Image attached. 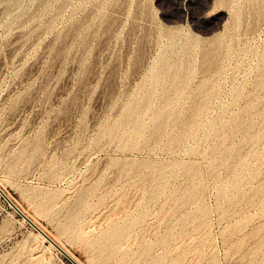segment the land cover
I'll list each match as a JSON object with an SVG mask.
<instances>
[{"label": "rangeland", "instance_id": "rangeland-1", "mask_svg": "<svg viewBox=\"0 0 264 264\" xmlns=\"http://www.w3.org/2000/svg\"><path fill=\"white\" fill-rule=\"evenodd\" d=\"M259 5L0 0V185L85 264H264ZM217 37L219 62L205 69L203 48ZM181 61L182 77L145 101L155 71ZM7 198L0 192V264L38 232ZM107 229L119 232L118 251L98 242ZM49 247L45 264H76Z\"/></svg>", "mask_w": 264, "mask_h": 264}, {"label": "bare ground", "instance_id": "bare-ground-1", "mask_svg": "<svg viewBox=\"0 0 264 264\" xmlns=\"http://www.w3.org/2000/svg\"><path fill=\"white\" fill-rule=\"evenodd\" d=\"M225 1H230V0H225ZM259 3H260V5L258 6V12L259 13H264V0H259ZM54 5V4H53ZM74 5V4H73ZM232 5V4H231ZM236 5V4H235ZM238 7V6H237ZM113 14V13H112ZM240 14H238V16H239ZM109 18V17H108ZM159 23V22H158ZM134 24V23H133ZM179 25V24H178ZM133 27V26H132ZM135 27V26H134ZM180 27V26H179ZM181 27H183V26H181ZM56 29H57V27H56ZM184 29V28H183ZM179 33H182V31L180 32L179 31ZM178 33V34H179ZM183 35V34H182ZM170 36V35H169ZM173 36V35H172ZM182 37H184V35L182 36ZM168 38V37H167ZM178 38V37H177ZM9 40V39H8ZM193 40V39H192ZM227 40V39H226ZM178 41V40H177ZM200 41V40H199ZM175 43V42H174ZM177 43V42H176ZM171 44V43H170ZM189 44V43H188ZM196 44V43H195ZM177 45V44H176ZM184 45H187V44H184ZM197 45V44H196ZM221 45H222V38L221 37H217V38H215L214 39V41L212 42V44H210V45H207V46H204V48H203V65H204V67H205V69L206 68H209L210 69V67L211 66H213V65H215V64H217V62H219L218 61V57H219V53H220V48H221ZM188 46V45H187ZM186 46V47H187ZM193 46H194V44H193ZM225 46V45H224ZM227 46V45H226ZM189 47H191V46H189ZM195 47V46H194ZM166 48V47H165ZM164 48V51L166 50V49H168V48H166L165 49ZM171 48V47H170ZM175 48V47H174ZM196 48V47H195ZM13 49V48H12ZM177 49H178V47H177ZM185 49V48H184ZM191 49V48H190ZM194 49V48H193ZM198 49V48H197ZM182 50V49H181ZM12 51V50H11ZM168 51H171V50H168ZM167 51V52H168ZM175 51H176V49H175ZM174 52V51H173ZM182 53H183V51H181ZM190 52V51H189ZM45 54V53H44ZM168 55H169V53H168ZM167 55V56H168ZM161 56H163L162 54H161ZM164 57V56H163ZM182 57H183V54H182ZM181 57V58H182ZM223 57V56H222ZM3 59V58H2ZM62 59V58H61ZM164 59V58H163ZM168 59V58H167ZM170 59V58H169ZM183 59V58H182ZM40 60V59H39ZM171 60V59H170ZM169 60V61H170ZM2 61V60H1ZM173 61V60H172ZM176 61V60H175ZM9 62V61H8ZM40 62V61H39ZM3 63V62H2ZM155 63V62H154ZM164 63V62H163ZM172 64H173V62H171ZM177 63H178V61H177ZM1 64V63H0ZM37 64V63H36ZM57 64V63H56ZM59 64V63H58ZM161 64H162V62H161ZM1 66H2V64H1ZM177 66H181V69L182 70H177ZM215 67V66H214ZM217 68V67H216ZM6 69V68H5ZM5 69H4V71H5ZM34 69V68H33ZM187 69H188V67L185 65V63L183 62V61H181V62H179V65L178 64H175V65H173L172 67L171 66H167V65H165V64H163V65H161L156 71H155V73H154V75L152 76V86H151V88L143 95V98H144V100L145 101H149L150 100V98H151V96H152V94H153V92H154V90H155V87L157 86V85H160L161 83L163 84L164 82H165V80L166 79H171V80H179V78H181L182 76V74L185 72V71H187ZM89 71V70H88ZM205 72V71H204ZM28 73V72H27ZM81 75V74H80ZM151 75V74H150ZM188 75V74H187ZM206 75H207V73H206ZM205 75V76H206ZM20 77V76H19ZM144 79H146V78H144ZM70 81H71V79H69ZM181 80V79H180ZM183 80H184V78H183ZM18 81V80H17ZM146 81V80H145ZM186 81V80H185ZM144 82V81H143ZM173 82V81H172ZM184 82V81H183ZM19 83V82H18ZM214 83V82H213ZM213 83L212 82H210V81H206V83H205V85H204V95H205V97L207 98L208 96H210V92L211 91H213L212 89V87H213ZM146 84H147V82H146ZM257 84L259 85V86H264V78H262V79H260L259 80V82H257ZM171 85H172V83H171ZM214 85H216V83L214 84ZM15 86H16V83H15ZM167 86H168V84H167ZM158 87H160V86H158ZM157 87V88H158ZM169 87H170V85H169ZM172 87V86H171ZM12 88V87H11ZM144 88H146V86L144 87ZM161 89V88H160ZM14 90V89H13ZM144 90V89H143ZM139 91H141L140 89H139ZM158 92H159V90H158ZM171 92V91H170ZM169 92V93H170ZM174 92V91H173ZM173 92H172V95H173ZM161 93V92H160ZM159 93V94H160ZM29 95V94H28ZM169 95V94H168ZM171 95V94H170ZM139 96V95H138ZM157 96V95H156ZM212 96V95H211ZM140 97V96H139ZM141 98V97H140ZM164 99V98H163ZM137 100V99H136ZM205 100V99H204ZM153 101V100H152ZM132 102H133V100H132ZM137 102H138V100H137ZM207 104V103H206ZM135 106V105H134ZM171 107V106H170ZM204 108H205V106H204ZM133 105H131V106H129L128 108H127V110H126V112H125V114H124V116L122 117V119H121V121H124V122H126L127 120H129L130 118H131V116L133 115V113H134V111H133ZM201 111V110H200ZM199 111V112H200ZM15 112V111H14ZM18 112V111H17ZM138 112V111H137ZM173 112V111H172ZM191 114V113H190ZM197 114V113H196ZM136 115H137V113H136ZM17 116V115H16ZM168 116H170V114H169V111L167 110V109H163L162 111H160V116H159V124L160 125H162L166 120H167V118H168ZM172 116V115H171ZM138 117H139V115H138ZM239 118V117H238ZM135 120V119H134ZM134 120L132 121L133 123H134ZM217 120V119H216ZM168 121V120H167ZM111 122V121H110ZM204 123V122H203ZM206 123V122H205ZM57 124V123H56ZM140 124H143V122H141ZM145 124V123H144ZM247 124H248V122H247ZM139 125V124H138ZM164 125V124H163ZM117 126H118V124L117 123H114V124H112L111 123V125H108L106 128H105V130H106V132H109V133H114L115 132V130L117 129ZM132 126H133V124H132ZM244 127V126H243ZM242 127V128H243ZM104 128V127H103ZM123 128H125V127H123ZM132 129V128H131ZM136 129V128H135ZM143 129V128H142ZM142 129H141V131H142ZM118 131H120V130H118ZM165 132V131H164ZM185 132V131H184ZM120 133H121V131H120ZM258 136V135H257ZM129 137H130V134H129ZM106 140V139H105ZM133 140V139H132ZM134 141V140H133ZM106 142V141H105ZM12 144V143H11ZM232 144V143H231ZM9 145V144H8ZM101 146V145H100ZM98 147L96 146V149H97ZM3 153V152H2ZM126 158V157H125ZM134 158V157H133ZM132 158V159H133ZM33 159V158H32ZM39 159V158H38ZM100 160V159H99ZM107 161V160H106ZM6 165V164H5ZM9 166V165H8ZM36 166V165H35ZM11 167V166H10ZM95 167V166H94ZM9 168V167H8ZM192 168H194V171L195 170H197L198 171V169H197V167L196 166H193ZM154 171V170H153ZM164 171H166V170H164ZM197 171H195V172H197ZM234 172V171H233ZM91 173V172H90ZM5 175V177H6V174H4ZM178 175V174H177ZM8 176V175H7ZM151 176V175H150ZM5 177H0V183H2V181L4 182V178ZM84 178V177H83ZM149 178V177H148ZM131 179V178H130ZM147 179V178H146ZM145 179V180H146ZM151 179V178H150ZM146 183V182H145ZM4 185V184H3ZM130 186V185H129ZM139 186V185H138ZM145 186V185H144ZM0 187H1V189H2V191H0L2 194H5L8 198L7 199H9L10 200V202H11V204L14 206V207H16L17 208V210H19L22 214H23V216H24V220L26 219V221L28 220L30 223H32L35 227H36V229L38 230V232H36V233H34L33 234V239L35 240V241H33V243H32V241H31V244L30 245H28V246H25V244H27L26 242H24L23 244H24V246L25 247H27V248H25L24 247V251L21 253L20 252V255H19V257H18V259H12L11 260V264H45L46 262L47 263H49V254L47 253V249L48 248H50L49 246H54L55 248H57L58 250H60V251H62V252H64V253H66L76 264H85L83 261H81V260H79V258H77V256H75L68 248H67V246H65L63 243H61L58 239H59V237H58V239L55 237V236H53L50 232H49V229L47 230L44 226H42L39 222H38V220L37 219H35L33 216H31V214H29L28 212H26L12 197H11V195L9 194V192H7L1 185H0ZM7 187V186H6ZM36 187V186H35ZM34 187V188H35ZM43 187V186H42ZM42 187H41V189H42ZM46 187V186H45ZM141 187V186H140ZM37 188H40V187H38L37 186ZM47 188V187H46ZM45 188V189H46ZM136 188V187H135ZM139 188V187H138ZM143 189H144V187H142ZM7 189V188H6ZM39 190V189H38ZM38 190H35V193L36 192H38ZM138 190V189H137ZM40 191V190H39ZM124 191V190H123ZM143 191V190H142ZM34 192V191H33ZM50 192V191H49ZM63 193H65L64 191H63ZM86 193H87V191H86ZM38 194V193H37ZM36 194V195H37ZM65 195V194H64ZM40 196V195H39ZM63 196V195H62ZM139 196V195H138ZM141 196V195H140ZM67 197V196H66ZM60 198H62V197H60ZM79 200H82V198H83V193L81 192L80 194H79ZM131 198V197H130ZM139 197H137V199H138ZM64 199V198H63ZM84 199V198H83ZM118 199V198H117ZM66 200V199H65ZM176 200V199H175ZM134 201H136V200H134ZM88 203V202H87ZM137 205V204H136ZM83 206V205H82ZM116 208V207H115ZM157 209V208H156ZM77 210V209H76ZM132 210V209H131ZM110 211V210H109ZM68 212H71V210L70 211H68ZM31 213V212H30ZM96 213V212H95ZM133 213V212H132ZM75 214V213H74ZM77 218H78V216H77ZM135 218V217H134ZM161 218H163V217H161ZM78 220V219H77ZM161 220V219H160ZM159 220V221H160ZM74 221V220H73ZM129 221V220H128ZM124 222V221H123ZM124 223H126V222H124ZM124 223H123V225H124ZM63 224V223H62ZM67 224H68V222H67ZM71 223H69V225H70ZM94 224V223H93ZM158 224H159V222H158ZM158 224H156L157 226H158ZM121 225V224H120ZM68 227V226H67ZM72 227H73V225H72ZM149 228V227H148ZM68 229V228H67ZM66 229V230H67ZM65 230V229H64ZM70 230V229H69ZM85 230V229H84ZM208 230V229H207ZM86 231V230H85ZM128 231V230H127ZM118 231H116V230H110V229H107L106 230V234L105 235H101L100 236V238L98 239V242H100V243H102V244H112V246H113V250H116V249H118V247H119V241L120 240H118V238H119V236H118ZM62 234V233H61ZM56 236H57V234H56ZM115 237L117 238V240H114L115 239ZM126 238V237H125ZM120 239V238H119ZM44 240L45 241H48L49 242V244L48 245H46V244H44L43 242H44ZM125 241V240H124ZM131 243V242H130ZM135 243V242H134ZM130 245V244H129ZM138 247V246H137ZM22 248V247H21ZM49 250V252H51L50 251V249H48ZM116 251H118V250H116ZM128 251V250H127ZM109 252V251H108ZM107 253V252H106ZM113 253V252H112ZM18 254H19V252H18ZM48 254V255H47ZM149 254V253H148ZM18 256V255H17ZM16 256V257H17ZM14 258V257H13ZM51 258V257H50ZM52 259V258H51ZM139 261V260H138ZM151 261V260H150ZM50 262H52V261H50ZM8 263V262H7ZM51 264H53V262L51 263Z\"/></svg>", "mask_w": 264, "mask_h": 264}, {"label": "built area", "instance_id": "built-area-1", "mask_svg": "<svg viewBox=\"0 0 264 264\" xmlns=\"http://www.w3.org/2000/svg\"><path fill=\"white\" fill-rule=\"evenodd\" d=\"M0 191H2L1 187H0ZM3 192V191H2Z\"/></svg>", "mask_w": 264, "mask_h": 264}]
</instances>
